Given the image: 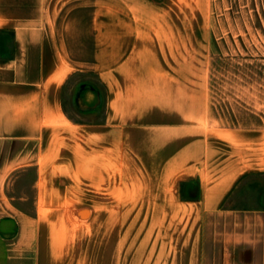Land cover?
<instances>
[{
  "label": "crops",
  "instance_id": "crops-1",
  "mask_svg": "<svg viewBox=\"0 0 264 264\" xmlns=\"http://www.w3.org/2000/svg\"><path fill=\"white\" fill-rule=\"evenodd\" d=\"M208 1L0 0V264H264V118L186 100ZM76 74L98 119L64 107Z\"/></svg>",
  "mask_w": 264,
  "mask_h": 264
},
{
  "label": "rangeland",
  "instance_id": "rangeland-1",
  "mask_svg": "<svg viewBox=\"0 0 264 264\" xmlns=\"http://www.w3.org/2000/svg\"><path fill=\"white\" fill-rule=\"evenodd\" d=\"M208 3L209 55L186 57V100H239L240 108L245 105L253 109L257 123H263L264 0ZM196 14L198 10H190V15ZM189 27L197 33L201 26ZM186 44L192 45V52L202 49L197 40ZM102 100V86L95 77L76 74L64 87V107L73 118L86 120L94 116L92 113L96 117ZM34 175L32 168L16 172L6 185L8 194L15 198L12 202L28 211Z\"/></svg>",
  "mask_w": 264,
  "mask_h": 264
}]
</instances>
